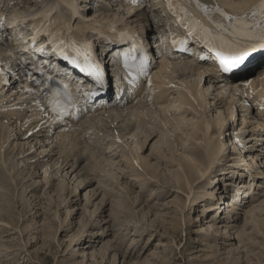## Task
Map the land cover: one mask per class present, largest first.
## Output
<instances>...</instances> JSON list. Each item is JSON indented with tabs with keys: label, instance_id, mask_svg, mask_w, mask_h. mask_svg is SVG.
<instances>
[{
	"label": "bare ground",
	"instance_id": "obj_1",
	"mask_svg": "<svg viewBox=\"0 0 264 264\" xmlns=\"http://www.w3.org/2000/svg\"><path fill=\"white\" fill-rule=\"evenodd\" d=\"M8 1L9 0H7V7L9 8L10 5H8ZM10 1L9 4H11ZM74 1L75 0L49 1L46 4L47 8L40 14H33L31 13L32 11L29 13L17 12L20 13L21 15L24 13V15L26 16V18L24 19L22 18V21H18L17 25L19 23L26 24V22L30 18L35 19L38 16H43L42 19L43 21L42 22L40 21L41 25L43 24L50 26L63 25L68 27L71 25L72 19L80 15L78 10L79 7L75 6ZM182 1L187 6L188 9L197 10L202 16L210 20L208 15L203 11V9L198 6L197 0H182ZM232 1H237V0H199V3L209 8L213 7L215 4H219L221 7L225 8L226 11H228V13L230 14L231 12H235L232 8H237L239 10V6H240V5H235ZM238 1L239 2L244 1L243 5L246 3L255 2V0H238ZM113 2L115 4V7L118 8L116 12L114 11L110 13L108 12L109 10L105 9L103 6L100 5L94 6L93 13L99 14L97 16L99 18L97 19L94 17L95 19H93L92 22L90 23L83 22L81 26H76L72 24V28L75 29V31H72L69 28H65L64 33L67 36V38L74 36V38L76 39H81L87 42L88 44H93L91 42L92 38L96 37L98 33H100L103 36H108V38L110 36L111 39H114V37H116V35L114 36V34L109 33L107 31L106 27H107V23L109 22L121 21L131 25H138L141 24V22H145L149 28L152 25L154 26L155 21H157L155 17H152L153 14L151 13L150 14L148 13L147 16H145L143 11L144 9H142L141 11H137L141 7H138L136 10L133 6L127 7L126 5L119 3L116 0H113ZM158 2L160 1L156 0V2H153V4L155 6L162 4V7H164L163 3L161 2L158 3ZM178 4L179 3L176 0H171L172 6L168 5L167 8L169 10L167 9V11L170 14L171 12H176L178 10V6H177ZM125 7H127L126 12L124 11ZM54 9H56L57 12L55 15H53L50 18V15L52 14ZM212 15L214 18L215 17L223 18L219 13L216 12H214ZM83 29H85V31L90 32L91 36L89 37L84 36L85 33L84 31H82ZM2 51L3 50L0 49V58L4 57L5 52ZM13 52L14 51H11L9 53H13ZM171 62L172 63H166V64L164 63L161 65L157 75L158 83L156 84L155 87L153 86L154 89L151 92H149V95L151 97H156V100L148 102L146 101V99L141 97V99L136 101V104L130 106L131 109L133 110L132 112H130L131 114L130 118L126 117L125 120L122 118L125 112L131 110L128 109L129 108L128 107L126 108L127 110L123 109V110H117L115 112L108 111V113L111 112L110 113L111 115H108L105 120H100V119L94 120V118H86L85 120H83L84 123L82 128L84 127L85 123H89L91 120H94V122L90 123L89 126L87 127V130L90 129L91 133L95 134V138H92L91 142L88 138H85V136H82L81 134L80 135L77 134V131L63 133L60 135H54L52 140L48 141L46 140L49 138L48 131H46L45 134L47 135L45 136V134L42 133L44 129L39 124L40 121L36 120L35 117H31L28 119L20 118L21 114H19L16 110L9 111L6 116H1L0 117V184L3 185L4 188L6 187L9 191H13L15 189V192H16V187L22 185L23 190L20 193V196L22 197L26 194L28 187H33L35 190L36 189L35 186H37L36 184L37 181H33L31 183L29 182L24 183L23 180L25 179V173L26 170L28 169V164H29L28 162H31L30 168H34L35 166L37 168L39 167L44 168L42 173L44 175V179L48 178V181H50L49 171L52 168L54 169V167L55 168L60 167L53 170L54 173L59 172L58 174H56V176L53 177L54 181L56 177H58V180L59 178L60 180L62 178H66L67 180V177L69 179V176L71 177L74 174L75 176H77L75 178L77 180H81L87 177L88 178V179L86 178L87 181L84 182L86 184L87 182H89L91 178V171H96L94 172L95 174H97V172L102 174L105 171V165L102 167L100 163L99 160L100 156H104L110 159V162H115L114 161L115 158L119 157V159L124 161V163L130 164V162L127 161L126 159L131 160V162L134 165L133 169H137V177L140 178L141 180H144L143 184L148 185L150 182L166 183L167 179H172L173 177L178 184L177 187L180 190L187 193L188 196L187 201L189 203L188 206L193 204L192 205L193 208H190L189 210L194 209L198 202L204 203L203 205L205 207L201 211L203 216L198 215L195 218V220L196 222L198 221L202 223V228L200 229V232H202L203 233L202 236L206 238L204 240L205 246H207L209 249L213 251L212 253L213 255L211 256H216L217 253L216 246L218 244H222L223 238H221V236L223 234L228 233L229 234L228 236L234 239V237L240 238V234L243 231H246L245 230L246 226H243L240 229V226L237 224L238 222L237 216H239L241 211L242 212L245 211L246 220L255 223V227L264 225L263 224L264 219H261L260 216H256V211L259 210L260 205L258 206V208L254 207L256 203L251 205L255 201L256 197H258L259 195L263 197L264 195L263 194L264 178H262L264 176V173L259 169V167H264V114L258 110V106H256V104L253 103L251 104V107H249L247 105H243L240 102L242 101V99L238 100L237 98L239 97L240 94L244 97L248 96L249 98H251V96H253L254 93H257L258 96L262 94L264 95V80L259 77L261 73L255 72L251 75H243L239 79L231 78L227 80L226 78L214 77V75L206 76V73L208 71H213L214 68L205 67L204 64H202L201 66H197L191 63H178L176 61H171ZM203 66L205 67V69L201 68ZM176 73H179V75H177ZM250 80L251 83L247 88L238 87L242 83ZM1 84H2V79L0 76V86ZM177 87L180 89H178ZM203 87L205 89H209V91L212 90L213 87H215L214 90H212L213 91L212 94L217 93L218 95H216V97L213 98V101L216 99L218 100L213 105L216 106L215 109L217 111H222L223 108L226 107V113L224 115L219 113L216 114V116H210V117L206 115H202L199 128L197 130H192L193 131L192 134H189L197 142V144L203 146L202 152L197 153L194 152L192 149L190 150L185 149L183 144L180 143L176 144L177 145L176 148L178 150L177 154L178 155L181 154L179 155L180 158L176 157V152H173L172 155L170 154L171 155L170 158L173 162L178 163L181 172L180 170H178L168 175L167 173L160 171L158 168L153 166L148 160L144 158L145 156L141 152L140 144L135 149V151L131 150L135 148V146H137L138 142L140 141L143 142L145 137H149L151 135L153 137L155 132L162 134L163 129L165 130L169 129L170 128V126L168 127L170 121L168 120L169 118H172L173 120L176 121L178 120L177 122L179 123L181 122V118L177 117L178 116L176 113L177 110L172 111L173 107L168 106V104L170 105V103H167V100H169V102H171L173 98H175V100L176 98L177 100H179L177 102V105L179 109H181L179 113H181L182 118L185 117L187 111L185 108H182L184 105L190 107H194L195 105H198L197 108L194 107L198 111H200V108H204L206 104L205 103L206 94H208L209 91L206 93V90H204ZM227 94L229 99H227L226 97ZM225 101L228 102L227 106L223 105ZM254 102H256V98H254ZM16 104L17 102L11 104V106L13 107ZM233 105H238L236 106L237 109L239 107L247 108V110L250 113V119L248 122L250 124H254L255 127L256 124L257 127L262 124L263 126H259L262 128L260 129L259 127L246 128L245 125L243 124L240 127L239 131H235L234 128V130L232 131L233 133L232 134L230 133L231 135L229 134L230 138L229 135L225 136V134L227 132L229 133L232 129L231 128L232 126L230 124L236 123L237 120V119L235 120V118L238 114L236 111V107ZM192 111L193 110H190L191 114H193ZM188 112L189 111H187V113ZM197 116L199 117L198 114ZM152 120L158 121L159 125L158 123L149 124V123H153ZM101 121L106 122L104 126L112 131L111 134L114 135V137H110V138L107 137L108 132L106 131H101V130L96 131V129L99 127L98 124L101 125L102 123ZM182 121H184V123L186 122L185 119ZM81 122L78 124V126L81 124ZM131 122L132 123L137 122L138 123L137 127L133 128V125L131 126L132 124ZM174 122L175 121H173L172 123ZM228 122L230 123L228 124ZM194 127H196V125H194ZM213 127L215 131H211ZM245 129L248 132L247 134ZM99 133H102V135H100ZM96 136L99 139H97ZM135 137L137 141L135 140ZM222 137H225V139H223ZM228 139L231 141L230 146L227 143ZM120 142L123 143V145L125 143L127 149L131 150L129 154L124 148L122 149L118 148L117 150L115 145L119 144ZM28 146L31 147L30 150L25 149ZM35 146H43V148L39 149L38 152L35 154L31 153V156H27L25 153L27 151H31L32 149H34ZM231 146L233 147L232 150L230 149ZM139 149H140V154L143 155L144 157L139 154ZM239 149L241 150L240 152L241 154L247 155L248 160L251 161L250 164L256 163L257 166L251 167L252 165H248L243 168V159L239 155H236L235 153V150H239ZM107 153H111V155H106ZM128 155H131L133 157L131 156L128 157ZM20 156H23L22 160ZM161 156L162 158H166V159L168 158L165 151H161ZM183 162L184 165L182 164ZM109 164L111 165L112 163ZM218 164L223 165V168H220L222 173L228 167L237 166L240 171L234 168L235 170L232 169L233 170L232 172L236 171L238 174L242 175L241 177L242 181L240 180L241 183L239 184V186L242 187L240 188L239 186H237V183H239L237 182L231 186L224 185L223 187H221L220 190L221 192L210 191V187L212 185L211 175L215 173ZM239 167L243 168V170ZM69 169L71 170L69 171ZM93 177L95 178L97 177V175H94ZM258 178H262V179L258 180ZM20 179L21 182H19ZM31 180H33V177ZM201 181L206 182L207 183L206 186L204 187L201 186L200 185ZM235 185L237 186V188L235 187ZM61 186L63 189L66 187L64 181L61 182ZM117 186L121 188L119 190H124L122 189L124 187L121 185L120 182L117 183ZM260 186H262V188ZM78 190H79V185L77 184L73 192H77ZM15 192L14 193L11 192L12 196L7 195V198L3 199L0 203V224H3V226L4 224L7 225L11 223L10 218H12V216H16L15 212L12 209V204L15 202V198H18L19 196H17ZM78 192H80V194L82 193L81 190H79ZM78 192L76 194H78ZM91 194H93V192H91ZM241 194H245L248 197L246 196L241 197ZM87 195H90V193H87L86 197ZM2 196L5 197V194H2ZM138 196L139 195L136 194V196L131 200H133V202L135 203L137 201ZM69 198L71 200L72 196L71 197L69 196ZM216 199L220 201L224 200L222 206L216 204L215 202ZM65 202H67V199L64 201V203ZM67 204H68L67 209L64 211L66 213L67 218L65 219L64 222L68 220V224L70 225L72 221L69 220L70 219L69 216L72 213H74V211L72 212V209H76L77 205L76 206L70 205V201L67 202ZM249 206L250 209H247ZM55 216L60 219L59 220L60 223H63L60 213L56 212ZM220 217L223 218V221H220ZM161 221L163 223V220ZM191 221H192L191 217L184 218V223L186 226ZM38 222H39L38 226H44L42 223H40V219L38 220ZM136 222H140V221H136ZM31 225L32 224L29 223L26 226V230H29ZM45 227L50 233H53L54 230L53 223L48 222L45 224ZM174 232H175V228H173L169 232V234H172ZM81 236L82 235L79 236L78 234H76V236H74L73 238L72 237L65 238L68 247H71L75 243L73 245V248L76 251L73 254L69 255L67 259L66 258L61 259L62 262L60 264H86V262H88L89 260L91 261L88 264L102 263L101 261H99L98 255H101V258L104 259L107 248L101 249L100 253L99 251H97L96 253H89V255L86 253L90 259H84L79 261L80 256L81 255L83 256V254L85 253L84 251H87L86 249L83 248L84 243L77 242V240L80 239ZM248 238L251 242L254 240V238L250 234L248 235ZM223 241L225 242V240ZM9 249L10 246H7L5 243L3 244L2 242H0V254H2V252H4L5 250L7 251ZM79 249L80 251H77ZM228 258L229 257L226 258L224 264H228V263L231 264L232 262H233L232 264H235V261H233L232 259L229 260ZM115 260L116 258H113V262H115ZM123 261L124 259L122 260V262ZM0 264H6V262L0 261Z\"/></svg>",
	"mask_w": 264,
	"mask_h": 264
},
{
	"label": "rangeland",
	"instance_id": "obj_2",
	"mask_svg": "<svg viewBox=\"0 0 264 264\" xmlns=\"http://www.w3.org/2000/svg\"><path fill=\"white\" fill-rule=\"evenodd\" d=\"M48 1L51 0H12L13 4L10 11H31L36 8L37 5L44 4ZM117 9V7H113V11L116 12ZM124 11H127V7H125ZM143 11L145 16L150 12L148 9ZM152 17L158 18L154 13ZM141 24L145 25L144 22ZM214 88L215 87H213L212 90H214ZM203 89L206 90V93L209 91V89H205L204 87ZM212 90L206 94L205 107L200 108V111L194 108H197L198 105L194 107L184 105L182 108H185L189 112L187 113L185 110L186 115L184 114L185 117L183 118L181 113H179L181 109H179L177 105L179 100H177V98L176 100L173 98L171 102L167 100V103H170L168 106L173 107L172 111L177 110V117L181 118V122L179 123L177 122L178 120L176 121L169 118V129H163L162 134L155 132L153 137L152 135L145 137L143 142H138L137 146L131 150L135 151L140 144L141 152L145 157L140 154V149L139 154L153 166L168 175L180 170L178 163L173 162L170 158L173 152H176V157L180 158L179 155L181 154H177L178 150L176 144H183L185 149H192L197 153L202 152L203 146L197 144L189 134H192V130H197L199 128L202 115L210 117L216 116V114L219 113L223 115L226 113V107H224L222 111H217L215 109L216 106L213 104H215L218 99L213 101V98L218 94H212ZM226 97L229 99L228 94ZM223 105L227 106L228 102L225 101ZM233 106L236 107L238 105ZM242 108L243 107H239L237 109L236 107L238 114L235 118V120L237 119L236 123L230 124L232 129L225 135L232 134L234 128L235 131H239L243 124L246 128L255 127L254 124L248 122L250 113L247 108ZM190 110H193V114L190 113ZM126 117H131L129 111L125 112L122 116L124 120ZM184 119L186 120L185 123L182 121ZM173 121L175 122L172 123ZM229 123L230 122H228V124ZM194 125H196V127H194ZM259 126L263 125L261 124ZM136 127L137 124L135 125V128ZM258 127L256 124L255 128ZM260 128L262 127H259V129ZM211 131H215L214 127ZM247 133L246 131V134ZM135 140L137 141L136 137ZM230 142L231 141L228 139L227 143L229 146L231 144ZM115 146L117 150L118 148H124L128 154L131 152L130 149H127L125 143L123 145V143L120 142ZM42 148L43 146H35L34 149L27 151L25 154L31 156V153L35 154ZM25 149L30 150L31 147L28 146ZM230 149L232 150L233 147L231 146ZM161 151H165L168 157L167 159L162 158ZM240 152V149L235 150L236 155H239L243 159V168L248 165H252L251 167L257 166L256 163L250 164L251 161L248 160L247 155L241 154ZM106 155H111V153H107ZM130 156L131 155H128V157ZM20 157L22 160L23 156ZM99 160L102 167L105 165V171L102 174L99 172L95 174L94 172L96 171H91V178L86 184L84 182L87 181V177L77 180L75 179L77 176L74 174L71 177L69 176V179L67 177V180L66 178L60 180L59 178V181L58 177H56L54 181L53 177L59 172L54 173L53 170L60 167H54V169L52 168L49 171L50 181H48V178L44 179L42 173L44 168H37L36 166L30 168L31 162H28V169L26 170L25 179L23 180L24 183L37 181L35 190L33 187H28L26 194L22 197L20 196L23 190L22 185L16 187L15 192V189L9 191L0 184V203L3 199L7 198V195L12 196L11 192H15L17 196H19L18 198L14 197L15 202L12 204V209L16 216L10 218L11 223L7 225L4 224V226L0 224V242L10 246L9 250H5L0 254V261H5L6 264H60L62 262L61 259H67L69 255L76 251L73 248L75 243L71 247H68L65 238H73L78 234L82 236L77 242L84 243L83 248L87 250L84 251L85 253L83 256H80L79 261L90 259L87 256L89 253H96L97 251L100 253L101 249L107 248L104 259L101 258V255H98L99 261L102 262L101 264H224L227 257H229V260L232 259L235 261V264H264V225H262L263 228L262 226L255 227V223L246 220L245 211H241L239 216H237V224L240 226V229L246 226V231L240 234V238L234 237V239L230 238L228 233L223 234L221 238H223L225 242L222 240V244L216 246V256H211L213 255V251L205 246L204 240L206 238L202 236L203 233L200 232L202 223L196 222L195 220L198 215L203 216L201 212L205 207L203 202H198L194 209L189 210L193 208V204L188 206L187 193L177 187L178 184L173 177L172 179H167L166 183L150 182L146 185L143 184L144 180L137 177V169H133L134 165L130 159L126 160L129 161L131 165L124 163L119 157L115 158V162H110V159L104 156H100ZM109 163L112 164L110 165ZM182 164L184 165V162ZM220 168H223V165L218 164L215 173L211 175L212 185L210 191L221 192V187L224 185L231 186L237 182H239L237 183V186H239L242 181V175L238 174L236 171L232 172L234 168L239 170L237 166L228 167L223 173ZM243 168L241 169L243 170ZM259 169L264 173V167H259ZM70 170L71 169H69V171ZM94 175H97V177L94 178ZM32 177L33 180H31ZM262 178H264V176ZM262 178H258V180ZM62 181L66 184L64 189L61 186ZM19 182H21V179ZM119 182L124 187L122 188L124 190H119L121 189L117 186ZM77 184L79 185V190L82 192L81 194L78 192L79 190L77 191L78 194H76L77 192H73ZM206 184L207 183L204 181L200 183L203 187L206 186ZM237 186L235 185L236 188ZM239 187L241 188L242 186ZM260 187L262 188V186ZM91 192H93V194H91ZM87 193H90V195L86 197ZM2 194H5V197L2 196ZM136 194L139 196L134 203L131 199L134 198ZM69 196H72L71 200ZM244 196L246 195L241 194V197ZM260 197L261 195L256 197L251 205L256 203L254 207L257 208L260 205L259 210L255 209L257 210L256 216H260L261 219H264V195ZM65 198L67 202L70 201V205H77L76 209H72L74 213L71 212L72 214L69 216V220L72 221L70 225L68 224V220L64 222L67 218L64 211L68 206L67 202L64 203L66 200ZM215 202L217 205L219 204L222 206L224 200L220 201L216 199ZM247 209H250V206ZM56 212L61 214L63 223H60V219L55 216ZM185 217H191L192 220L187 226L184 223ZM39 219L40 223L44 226H38ZM161 220H163V223ZM220 221H223V218L220 217ZM48 222L53 223L54 230H56H53V233H50L45 227V224ZM29 223L32 225L29 230H26V226ZM173 228H175V232L169 234ZM249 234L254 238L252 242L248 238ZM77 251H80V249ZM113 258H116L115 262H113ZM123 259L124 261L122 262ZM90 261L91 260L86 262V264L90 263Z\"/></svg>",
	"mask_w": 264,
	"mask_h": 264
},
{
	"label": "snow or ice",
	"instance_id": "obj_3",
	"mask_svg": "<svg viewBox=\"0 0 264 264\" xmlns=\"http://www.w3.org/2000/svg\"><path fill=\"white\" fill-rule=\"evenodd\" d=\"M197 4L208 15L216 30L196 20L187 12V9L183 8V5H180L189 21V34H193L194 30L191 27L193 24L202 30L201 38L207 46L216 52L224 72L232 71L243 65L252 57L256 49H264V0H255V2L241 5L239 11L233 14H229L219 4H215L211 8L200 4L199 0H197ZM169 5L172 6L171 0H169ZM214 12L219 13L224 19H214L212 15ZM50 39L55 40L56 37L53 35ZM173 43L175 44L176 41L174 40ZM55 48L65 60L71 58V63L77 67H80L78 58L83 57L84 67L81 70L90 71L95 75L97 82H101V73L98 66L91 62L86 45L78 46L76 41L60 40L55 44ZM128 61L129 54L125 53L124 66L132 70L133 65ZM136 67L140 73L146 74L143 62ZM51 111L54 113L55 120H63L65 116L71 115L68 107L56 99L52 101Z\"/></svg>",
	"mask_w": 264,
	"mask_h": 264
}]
</instances>
